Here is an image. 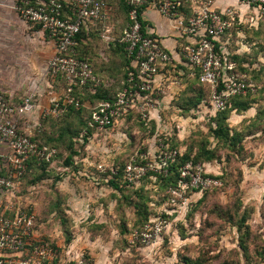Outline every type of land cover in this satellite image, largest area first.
<instances>
[{
	"label": "rangeland",
	"instance_id": "obj_1",
	"mask_svg": "<svg viewBox=\"0 0 264 264\" xmlns=\"http://www.w3.org/2000/svg\"><path fill=\"white\" fill-rule=\"evenodd\" d=\"M109 3L115 8L119 4V12ZM108 6L110 12L98 26L102 30L115 25L114 41L104 43L98 33L81 50L89 56L107 97L112 99L124 79V60L117 40L126 28L127 16L121 10V0H108ZM231 11L236 12V20L223 37L225 49L242 58L248 66L245 74L262 88L248 99L252 105L247 110H241L247 100H239L238 111L215 116L209 106L210 89L186 78L180 82L176 79L179 89H172L168 97V92L159 95L158 103L166 106L156 114L159 125L150 114L144 121L132 111L122 125L112 129L119 133V139L110 137L112 141L109 136L97 135L93 145L88 141L71 145L80 124L99 102L90 101L87 95L79 114L44 118L39 108L33 116L17 121L20 132L30 129L41 145L54 148L57 154L51 163H29L14 191L0 194V213L33 214V232L57 250L53 264H71L80 254L100 264H187L196 260L198 264H264V18L241 4ZM10 23L8 28L0 25V92L19 105L29 94L28 84L23 86L25 81L36 80L35 104L48 107V91L60 93L62 85L45 74L50 60L46 49L39 44L41 50L35 52L42 56L33 58L29 48L38 40L16 16ZM139 122L148 123L147 128ZM218 124L230 135L238 133L240 140L231 142L230 135L215 138L213 131ZM160 144H172L180 154L197 151L201 159L197 164L220 178L216 189L189 196L187 215L173 214L168 219L165 212L171 207L167 189L160 190L151 181L119 191L108 182L92 180L99 176V156L107 158L108 168L125 162L136 151L153 150ZM209 153L213 160L204 162ZM69 157L74 164L68 165ZM85 165L93 177H83L88 172ZM159 216L170 227L158 244L153 249L130 247V230H139L146 217Z\"/></svg>",
	"mask_w": 264,
	"mask_h": 264
},
{
	"label": "built area",
	"instance_id": "obj_2",
	"mask_svg": "<svg viewBox=\"0 0 264 264\" xmlns=\"http://www.w3.org/2000/svg\"><path fill=\"white\" fill-rule=\"evenodd\" d=\"M239 2L264 18V0ZM126 4L127 25L119 43L124 45L132 70L127 74L126 85L110 101L99 102L90 112L86 124L92 135L111 131L133 110L146 121L158 107L156 97L164 92L157 86V77L174 60L160 41L144 30L142 11L148 6L174 22L179 38L185 40L179 47L180 56L199 84L210 89L209 106L215 113L225 110L232 98L258 92L254 82L237 70V64L228 59L229 52L221 47L222 38L235 23L234 12L217 10L213 0H126ZM183 8L190 10L188 15L182 12ZM13 9L23 22L39 27L53 42L55 53L47 63L45 74L53 81L63 78L66 87L60 93L48 91L45 108L35 104L34 95L14 105L0 92V193L7 194L14 191L30 162L51 163L57 154L54 148L36 142L30 129L20 132L17 121L39 108L42 117L58 118L70 106L80 107L79 99L73 95L75 87L88 85L94 89L100 85L89 60L77 51L76 36L82 30L89 32L90 28H98L110 12L106 0H17ZM88 130L81 131L75 141L87 138ZM178 156L180 152L167 144L147 152L136 151L124 165V182L139 184L149 175L166 176ZM97 172L111 177L118 174L114 166L104 165H99ZM178 172L175 186L167 189L171 207L170 212H165L168 219L173 214L187 215L191 194L203 195L221 185L199 164L187 162ZM34 225L35 216L31 213L13 216L0 213V264H52L58 258L57 250L49 244L33 241ZM169 227L166 219L153 217L142 228L132 231L129 244L153 249ZM71 264L95 262L80 254Z\"/></svg>",
	"mask_w": 264,
	"mask_h": 264
},
{
	"label": "crops",
	"instance_id": "obj_3",
	"mask_svg": "<svg viewBox=\"0 0 264 264\" xmlns=\"http://www.w3.org/2000/svg\"><path fill=\"white\" fill-rule=\"evenodd\" d=\"M16 2H17V0H0V25H3L4 28L10 27L11 26L10 20L12 18H15V16H16L19 19L20 23L24 25L25 29L27 31H29V33L32 34L35 39L38 40V44L34 45L33 47L31 46L29 48V50L32 51L31 56L33 58H40L42 56V54H40L37 57L38 53L35 52V51H37V49L41 50V48L39 46V44H41L46 49V51H45L46 57L51 59L55 53V48H54L53 42L49 39V37L46 34L41 32V30L38 29L37 26H32V25L26 24L25 22H23L19 18V16L17 15L15 10L13 9ZM213 2H214V7L217 10H222V11L232 10V9L240 6L239 0H213ZM113 4L116 5L115 3H113ZM110 6H111L110 8H115V6H112V5H110ZM115 9L118 10L117 12H119V5H116ZM248 9H250V8H248ZM182 12H186L184 14L188 15V12H190V10L188 8H183ZM234 13L236 15V12H234ZM142 17H143V23H144V28H145L144 30L146 31V33L156 37L160 41V44L162 45V47L169 54L172 55L173 60H174L172 65L167 66V68L165 70L161 71L160 75L157 77V80H156L157 86L164 92L163 95H165L166 92H168L166 94L168 97L169 95H171L172 89H175V88L177 90L179 89V87H177V86H178L180 80L183 81V80H186V78L187 79L189 78L190 81H192V80L195 81V78L193 77L192 73L189 72L188 68L186 67L185 62L183 61V59L180 56L179 47L182 43L185 42V40L179 38V33L174 28V22L172 20H168V19L164 18L163 16H161L154 7H151V6L145 7L142 11ZM96 31H98V33H100L101 41H104V43L108 42L107 39L109 41H113L115 39L114 38L115 31H116L115 25H111V26L108 25L107 27L104 26L102 28V30H99V26H98ZM93 32L97 33L95 31H93ZM88 39H89V37H88ZM90 40H91V37H90ZM86 42L87 41H84V43H86ZM221 43H222V46H221L222 49L226 50L225 47L227 46V43H224L223 41ZM33 49H34V51H33ZM86 58L91 63L89 56ZM92 68H93V66H92ZM103 77H105V76L103 75ZM96 78L100 82V84H101V82L103 83V81L99 78V76L98 77L96 76ZM176 79L179 80V82L177 84L174 83L175 81H178ZM30 80H28V81L26 80L23 86H26L28 84L27 88H28L29 94L27 96L34 95L36 97L38 95V91H37L38 86H37V83L34 82L36 80H32V81H30ZM182 86H183V84H182ZM7 97H9V95H7ZM167 97L164 100H167ZM97 103H99V102H97ZM161 103H162V105H160L158 103V107L156 110L150 112L152 121H154L158 125L160 123V120H159V117L157 118L156 114L158 112H160L161 110L166 109L164 102H161ZM36 112L37 111L35 110L33 113H28L24 117L28 118V116L29 117L31 115L33 116ZM122 123L123 122H121L120 125H122ZM25 125H27V123ZM117 127H119V125H117ZM112 131L113 130H111L105 134H95V135L90 136L87 139V141L90 142L88 144H91V145L95 144V140H96L97 135L104 136L105 139H107L108 136H109V138L113 137V138L119 139V133L118 132L114 133V131L113 132ZM124 139H125V136L121 137V141H124ZM110 140L112 141L111 138H110ZM113 140H116V139H113ZM99 159L101 160L98 163L99 165L103 164L104 166H108L107 164H105V161H104V159H107L105 156L101 155V156H99ZM85 171H88V172L87 173L84 172L85 174H83V175H88L89 177L92 175L91 173H93V171L90 168H88V166H86V165H85ZM39 237L40 236H38L35 232H33V238H32L33 241L35 240V241H39V242H44L42 240V238H39ZM50 246L53 247L52 245H50ZM67 256L69 258L72 257L68 253H67ZM95 264H100V263L95 261Z\"/></svg>",
	"mask_w": 264,
	"mask_h": 264
},
{
	"label": "trees",
	"instance_id": "obj_4",
	"mask_svg": "<svg viewBox=\"0 0 264 264\" xmlns=\"http://www.w3.org/2000/svg\"><path fill=\"white\" fill-rule=\"evenodd\" d=\"M121 2H122V4H123V7H121V10L122 11H124V12H126V16H127V12H128V6H127V4H126V0H121ZM106 3H107V5H108V0H106ZM109 5H111L110 3H109ZM119 5V4H118ZM64 11L65 12H67L68 10H67V8H65L64 9ZM235 24V23H234ZM234 24H233V27H234ZM143 26H144V23H143ZM233 27H232V29H233ZM38 29H40L39 27H38ZM97 29V28H96ZM96 29H94V28H90V30H89V32L88 31H84V30H82L77 36H76V42H77V44H78V46H77V51H78V53H79V55L81 56V57H86L84 54H83V51L81 50L82 48L84 49V46H85V44L88 42V41H90V37H91V39H93L94 37H96L97 36V34H98V31H96ZM231 29V30H232ZM230 30V31H231ZM93 31H95V32H97V33H94ZM229 31V32H230ZM88 37H89V39H88ZM120 39V38H119ZM119 39L117 40L118 41V49L121 51V53H122V55H123V60H124V76H123V83H122V87H121V89L123 88V86H125L126 85V79H127V74H128V72H129V70H132V66H131V61H130V59L128 58V56H127V54H126V51H125V48H124V45H122V44H120L119 43ZM222 40H223V38H222ZM84 41H87L86 43H84ZM114 41V40H113ZM107 43V42H106ZM219 46L217 45V48H218ZM226 49H227V46L225 47ZM228 51V50H227ZM229 52V51H228ZM239 55H233L232 53H230L229 52V56H228V59L229 60H232L233 62H235L236 64H237V70L239 71V72H243V73H245L244 71H247L246 70V68L248 69V66L246 65V64H244L243 62H241V60H242V58H239L238 57ZM90 62V61H89ZM91 64V67H92V63H90ZM93 69V68H92ZM93 74L95 75V77L97 76L98 77V75H97V73L95 72V70L93 69ZM251 79V78H250ZM195 81H198V79L197 78H195ZM58 83H61V85H62V89H65V87H66V84H65V82H64V80H63V78H59V80L57 81ZM254 82V84L258 87V92L259 91H261V89L262 88H260L258 85H257V83L255 82V81H253ZM199 83V82H198ZM201 85V84H200ZM105 88H104V84L101 82V84L97 87V88H92L91 89V87L90 86H85V87H79V86H77V87H75L74 88V97H76L77 99H79V101H80V107H78V108H75V107H73V106H70L69 108H68V110H67V112L66 113H64L63 115L65 116V115H67V116H69V115H72V114H79V113H81V111H82V108L84 107V105H85V102L87 101V100H85L86 98V95H87V97H88V99H90V101H93V100H95V101H99V102H102V101H110L111 100V98H109V97H107V95H106V92H107V90H104ZM6 96V95H5ZM250 98H254V96H252V95H247V96H244V97H235V98H232L231 100H230V102H229V104L227 105V107L225 108V110H223L222 112H214V115L216 114V115H223L224 114V112H226L227 110H235V111H238L239 110V108H238V105H237V103L238 102H236V101H239V100H247V102H246V104L244 103V105L245 106H242V108H241V110L242 111H245V110H247L249 107H250V105H252L251 104V102H249L248 101V99H250ZM156 99H159V96H157L156 97ZM97 104V103H96ZM239 107H240V105H239ZM134 111V110H133ZM138 113V112H137ZM62 115V116H63ZM215 115V116H216ZM226 116V115H225ZM225 116H223V117H225ZM61 117V116H60ZM128 117V116H127ZM49 118H51V117H49ZM224 119V118H223ZM147 122H149V121H147ZM150 123V122H149ZM139 124L140 125H142V128H144V129H146L147 128V125H148V123H144V122H139ZM151 124V123H150ZM152 124H153V122H152ZM81 125V127L79 128V131H77V133L75 134V136L72 138V141H71V145H73V147L76 145V144H78L79 142L77 141H75V139L74 138H77L78 136H79V134H80V132L81 131H83V130H85V129H87L88 130V128H87V124H86V120L83 122V123H81L80 124ZM151 127V126H150ZM149 127V128H150ZM213 133L215 134V138H218V137H222V136H229L230 134H229V131H228V129H226L225 128V126H222V125H219L218 124V126H217V128H216V130H214L213 131ZM92 135V130H88V137L87 138H85L82 142H80V143H86L87 142V139L90 137ZM222 135V136H221ZM231 136V142H238L239 140H240V136H239V134L238 133H236V132H232V134L230 135ZM36 142H38L39 144H40V142L38 141V138H33ZM168 143H171L170 141H167ZM170 145V147H172V148H174V146H172V144H169ZM72 146H71V148H73ZM175 149V148H174ZM73 152H74V155L76 154V152L73 150ZM147 152V151H146ZM73 155V156H74ZM133 154H131L128 158H127V160L124 162V161H121V162H119V164L117 165H115L114 167L115 168H117V170H118V174L116 175V176H114V177H111L109 174L108 175H99L98 177L97 176H95V174H94V176L95 177H93L92 175L90 176V177H93L92 178V180L93 181H95L96 179H97V181H101V182H108V183H110V184H112V185H114V186H116L117 188H119V191H122V190H124L125 188H127L126 186H129V187H133V186H137V185H140L141 184V186H142V184H143V182H146V181H151V182H153L156 186H158L159 187V189L160 190H166V189H168L169 187H174L175 186V184H176V182H177V179H178V176H179V168L182 166V165H184L185 163H187V162H191L193 165H195V164H197V163H200V161H201V159L199 158V156H198V152L196 151L195 153H193V152H185V153H181L180 154V156H178V158H177V161L174 163V164H172L171 166H170V168H169V170H168V174L166 175V176H158V175H149V176H147V177H145V178H143L142 180H140V182H139V184H131V185H129V184H126L125 182H124V178H123V168H124V165L126 164V162L129 160V158L132 156ZM72 156V157H73ZM72 157H69V158H67V163H68V165H72V164H74V162H73V158ZM211 160H213V156H212V154L211 153H209V155H206L205 156V158H204V162L205 161H211ZM209 174V173H208ZM210 175V174H209ZM211 176V175H210ZM83 177H84V175H83ZM97 177V178H96ZM213 177V176H212ZM214 178L216 179V180H218V181H220V178L218 177V176H214ZM96 184H99L98 182H96ZM216 189V188H215ZM148 217H146V219L144 220V223L142 224V227L147 223V222H149L152 218L150 217V218H148ZM141 227V228H142ZM133 230H135V229H131L130 230V234L132 233V231ZM130 247H133V246H130ZM199 262L196 260L195 262H192V261H188L187 262V264H198ZM46 264V263H45Z\"/></svg>",
	"mask_w": 264,
	"mask_h": 264
}]
</instances>
